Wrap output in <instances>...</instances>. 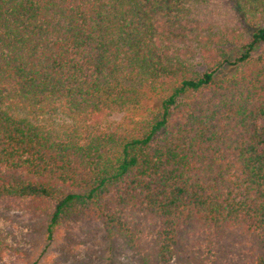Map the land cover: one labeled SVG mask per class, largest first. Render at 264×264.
<instances>
[{
  "label": "trees",
  "instance_id": "obj_1",
  "mask_svg": "<svg viewBox=\"0 0 264 264\" xmlns=\"http://www.w3.org/2000/svg\"><path fill=\"white\" fill-rule=\"evenodd\" d=\"M230 1L0 0V199L140 264H264V0Z\"/></svg>",
  "mask_w": 264,
  "mask_h": 264
},
{
  "label": "rangeland",
  "instance_id": "obj_2",
  "mask_svg": "<svg viewBox=\"0 0 264 264\" xmlns=\"http://www.w3.org/2000/svg\"><path fill=\"white\" fill-rule=\"evenodd\" d=\"M209 8L220 22L234 18L230 0H209ZM254 55L264 56V43ZM46 221L44 213L21 201L0 199V235L8 242L0 264H140L121 238L107 236L99 220L64 222L52 237L46 232ZM226 243L243 247L246 240L238 236Z\"/></svg>",
  "mask_w": 264,
  "mask_h": 264
}]
</instances>
